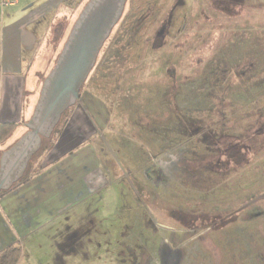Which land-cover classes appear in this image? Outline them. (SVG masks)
Masks as SVG:
<instances>
[{
    "label": "rangeland",
    "instance_id": "rangeland-1",
    "mask_svg": "<svg viewBox=\"0 0 264 264\" xmlns=\"http://www.w3.org/2000/svg\"><path fill=\"white\" fill-rule=\"evenodd\" d=\"M2 1L0 36L40 22L39 51L87 0ZM127 3L63 120L85 117L75 156L47 175L78 194L60 213L62 185L18 264H264V0Z\"/></svg>",
    "mask_w": 264,
    "mask_h": 264
},
{
    "label": "crops",
    "instance_id": "crops-1",
    "mask_svg": "<svg viewBox=\"0 0 264 264\" xmlns=\"http://www.w3.org/2000/svg\"><path fill=\"white\" fill-rule=\"evenodd\" d=\"M48 2L49 0H32L29 4H33L32 7L42 8V6L47 7ZM3 19L13 23L9 26H14L16 32L14 37L12 36L13 41H8L4 35L0 36V125L20 126L25 112L26 74L39 49L36 45L38 38H35L31 31L37 30L40 22L26 23L12 16ZM84 123V115L79 113L72 117L61 129L54 147L48 150L50 153L48 157L52 159L49 165L36 176L32 174L29 181L14 186L7 193L0 194V251L12 244L18 246L17 243L21 244L25 235L28 236L32 231L51 223L52 220L50 222L41 220V215L44 214L42 209L48 202L60 197L59 190L63 189V186L68 185L69 190L65 193L64 199L61 197L60 213L65 212L67 200L77 196L79 190H75L73 182H61L57 178L50 180L47 175L52 173L57 176L62 169L61 165L65 164L64 161L71 160L75 156L76 138L80 134V129L85 127ZM91 189L94 190V187L92 186ZM76 204L77 201L73 202L68 209ZM37 209L38 213L34 215Z\"/></svg>",
    "mask_w": 264,
    "mask_h": 264
},
{
    "label": "water",
    "instance_id": "water-1",
    "mask_svg": "<svg viewBox=\"0 0 264 264\" xmlns=\"http://www.w3.org/2000/svg\"><path fill=\"white\" fill-rule=\"evenodd\" d=\"M128 0H90L81 11L54 68L43 81L27 132L0 155V194L11 190L50 139L64 114L78 103L100 53L121 21Z\"/></svg>",
    "mask_w": 264,
    "mask_h": 264
},
{
    "label": "trees",
    "instance_id": "trees-1",
    "mask_svg": "<svg viewBox=\"0 0 264 264\" xmlns=\"http://www.w3.org/2000/svg\"><path fill=\"white\" fill-rule=\"evenodd\" d=\"M89 1L90 0H87L85 4L81 7L79 12H77V14L74 15L73 17H57L54 23L52 24V27L50 29L51 30L50 34L47 35L36 57L31 62L28 72L26 74V88L24 91V111L25 112H24V119H23L22 124L20 126L13 125V124H1L0 125V153L12 147L21 138V136L27 132V128L25 125L30 120L34 112L35 106L40 97V92H41V88L43 85V81L47 77V75L50 73V71L54 68L56 61L63 49V46L68 39V36L71 32L72 27L74 26L76 20L78 19L81 11L83 10V8L86 6V4ZM126 8H127V5H126ZM73 19L74 21L70 22ZM56 25H58L59 27H62V30L57 32V28H56V31H54L53 27H55ZM66 26L68 27L70 26L69 30H68V27L65 28ZM114 31L115 29L113 30L112 34L114 33ZM108 41L106 42V44L108 43ZM106 44L104 45L101 53L103 52ZM87 82L83 86L82 91L85 88ZM69 111L70 110H68L64 114L60 124L55 129L51 138L43 140L41 151L32 159L27 173L25 174L23 179L20 182H18L15 186H17L20 183L29 181L30 178L32 177L34 159L41 152H46L48 150H51L54 147L55 140L61 132L63 120ZM7 192H3L2 194L7 193ZM181 222L188 224V222H192V221L188 218V215H187L181 220ZM21 258H22V249L21 247H19V245L16 246L12 244V245L5 247L3 250L0 251V264H18Z\"/></svg>",
    "mask_w": 264,
    "mask_h": 264
},
{
    "label": "built area",
    "instance_id": "built-area-1",
    "mask_svg": "<svg viewBox=\"0 0 264 264\" xmlns=\"http://www.w3.org/2000/svg\"><path fill=\"white\" fill-rule=\"evenodd\" d=\"M17 1L18 0H3L1 2V6H6V5L13 6V5L17 4Z\"/></svg>",
    "mask_w": 264,
    "mask_h": 264
}]
</instances>
